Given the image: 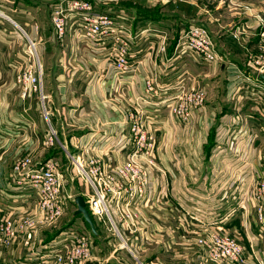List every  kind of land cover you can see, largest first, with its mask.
Returning <instances> with one entry per match:
<instances>
[{
	"label": "crops",
	"instance_id": "obj_1",
	"mask_svg": "<svg viewBox=\"0 0 264 264\" xmlns=\"http://www.w3.org/2000/svg\"><path fill=\"white\" fill-rule=\"evenodd\" d=\"M0 1V11L24 26L28 33L32 27L25 22L27 15L38 26L49 122L42 117L38 101L28 99L22 102L17 99L15 71L10 67V62H13L15 51L22 44L13 33L2 32L8 27L0 25L1 215L17 220L21 215L30 216L27 214L35 206V196L28 186L16 182L14 167L17 159L29 158L28 170H37L51 161L63 172L66 181L65 172L70 163L67 154H90L102 163H106L107 155H110L111 163L115 165L124 157L130 142L128 118L137 115L138 110L143 108L145 115L154 122L157 135L156 159L166 177L162 179L161 175H156V199L150 205L140 207L144 218H155L149 230L155 243L144 245L143 235L141 246H151L152 250H161L163 253H173L183 248L187 251L193 243L191 238L196 236L193 234L211 231L229 233L238 225L241 228L237 216L220 224L222 217L216 218L214 214L222 212L220 209L226 210V207L219 204L234 205L232 197L248 171L246 166L239 167V162L246 158L249 165L256 163L259 149L264 144L258 120L251 118L246 108L237 112L231 98L232 81L237 73L234 71L251 72L249 56L264 54L256 37L257 21L252 17L260 15L264 19V0H137L138 4L134 7L129 6L131 0H127L128 3L118 5L116 11L126 13L128 23L134 29L165 31L170 39L182 27H202L209 34H216V50L224 63L215 74L191 59L166 65V62L154 59L157 57L155 51L158 41L146 34L140 44L132 49L137 59L135 64H140L135 71L118 81L114 80L111 67L106 61L77 43L74 38L66 36L61 44L54 42L53 34L49 31V20L46 22V19H42L46 15L44 1ZM146 1L149 9L144 10ZM4 7L6 11H2ZM12 8L21 15H13ZM51 40L55 43V46L51 43L54 54L43 52L49 48ZM171 45L169 42L168 56L174 47ZM148 78L155 79L159 92L150 97L147 104L141 105L139 99L144 95L145 80ZM177 83L206 90L207 115L187 125L177 123L165 110V103L172 93L171 88ZM247 122H250L249 125ZM232 126H243L248 131L243 138L247 144V157L244 155L242 141L231 144L232 132H229ZM49 127L57 137L53 146L45 144ZM213 134L223 135L222 148L218 152L211 147ZM252 136H255L253 145ZM182 139L192 140V145L197 141V145L188 147L179 142ZM72 180L73 177L70 178V184ZM90 194L87 187L85 193L73 196H80L86 202ZM238 195L243 197L241 189ZM205 204L209 209H204ZM197 206L200 214L196 217H199L201 223L197 220L192 222L184 212L194 215ZM92 221L97 236L89 230L94 237H100L102 231L94 218ZM213 222L216 224L210 225ZM145 233L148 234V231ZM38 238L39 241L31 247L22 245L19 238L2 247L0 264H42L48 254L42 246L48 243L49 238L41 232ZM240 238V242L247 247V240L243 236ZM95 260L100 263L99 258L94 257Z\"/></svg>",
	"mask_w": 264,
	"mask_h": 264
},
{
	"label": "built area",
	"instance_id": "obj_2",
	"mask_svg": "<svg viewBox=\"0 0 264 264\" xmlns=\"http://www.w3.org/2000/svg\"><path fill=\"white\" fill-rule=\"evenodd\" d=\"M115 15L94 12L89 0H61L52 5L50 20L58 39H63L67 34L106 61L115 81L135 71L140 64H135L137 59L134 58L132 49L140 44L146 34L158 41L155 51L157 57L154 59L166 62V65L191 59L210 71H218L224 63L211 35L202 27L190 25L180 28L175 36L172 54L168 56L169 37L163 31H139L127 23L126 13L115 11ZM252 17L257 21L256 37L264 53V19L260 15ZM0 21V25L6 22L13 26L11 33L15 37L17 34L18 40L25 41L22 54L17 55V61L10 64L13 71L17 72L15 84L19 88L21 99L25 100L32 93H37L40 113L49 123L41 82L40 44L28 35L24 26L1 11ZM31 27L37 32V25L32 24ZM249 62L252 71H237L235 81H232L231 98L237 112L246 108L250 117L258 120L260 133L264 136V82L260 79L264 74V54L249 56ZM155 82L154 78L145 80L144 95L139 99L141 105L147 104L150 97L158 94L159 89ZM171 92L165 103V110L178 124H190L197 115L203 113L206 101L204 89L177 83L171 88ZM153 123L151 117L145 115L143 108L138 110L137 115L128 118L130 142L124 157L115 165L111 163L110 155H107L106 163L90 154L66 156L76 176L91 191L86 203L89 214L104 226H108V230L122 240V247H126L129 242L124 238H130L131 242L146 229L147 217L144 218L140 207L156 199V175H161L162 179L166 177L156 159L157 135ZM231 128V144L242 141L244 155L247 157V144L243 138L248 131L243 126ZM252 137L253 145L255 136ZM222 139L221 134L214 136L213 147L217 152L222 148ZM56 142V133L49 127L45 144L53 146ZM239 163V167L246 166L248 171L241 179L237 193L232 197L234 208L229 206L224 214L218 212L215 215L216 218L222 217L220 224L235 213L237 214L233 217L239 215L240 220L244 215L246 221L244 224L241 221L240 224L247 247L240 242L241 234L235 238L228 233L206 232L196 240L199 252L195 257L203 264H264V144L259 149L256 163L249 165L246 158ZM29 165V158L17 159L14 175L16 182L26 184L34 194L37 214L17 220L0 214V251L18 238L24 246L35 245L39 241L40 231L37 227L52 225L63 216L65 202H73L75 199L67 191V181L57 165L48 161L37 170H28ZM240 189L243 197L238 195ZM229 209L231 211L228 213ZM184 212L191 221L197 220L201 223L195 214L194 216ZM215 224L210 223L212 226ZM252 229L253 235L250 233ZM259 239L263 243L262 247L257 242ZM42 247L48 251L42 264H86L92 256L91 241L84 235L76 234L72 228L60 232L58 237L49 240Z\"/></svg>",
	"mask_w": 264,
	"mask_h": 264
},
{
	"label": "rangeland",
	"instance_id": "obj_3",
	"mask_svg": "<svg viewBox=\"0 0 264 264\" xmlns=\"http://www.w3.org/2000/svg\"><path fill=\"white\" fill-rule=\"evenodd\" d=\"M58 1H61V0H51V3L49 2V0H42V2L46 6V9H45V14L46 15L42 19L43 20L46 19V22L49 20V23H50V28H49L50 34L51 33L53 34L54 42L56 44H61V41L68 35L66 34L63 39H58L57 38L58 36L56 35V33L54 31V28L52 27L51 20H50L51 7H52V5L54 3L58 2ZM66 1H68V0H62V2H66ZM89 1L93 5V11L94 12H97V13H101V12H105L106 13L107 12V13L111 14L112 16H116L115 15V11H116V8H118V5L121 6L122 4H127L128 3L127 0H89ZM135 4H138L137 0H131V3H128V5L132 6V7L136 6ZM145 7L146 8L144 10L149 9V8H147V7H149L147 1H146V6ZM8 8H10V7H8ZM0 10H1V8H0ZM4 10L6 11L7 8L4 7V9H2V11H4ZM15 10H16L15 8H12L13 15H21L18 12H14ZM4 14H6V13H4ZM27 16L28 17H25V22L28 23L29 25H32L33 23H32L31 18H29V15H27ZM149 17H151V16H149ZM2 27L3 28L8 27L6 29V32H4V33H9V32H12V30H13V26L9 25L6 22H3ZM145 29L153 30L151 28H145ZM27 32H28V30H27ZM164 33L167 35V32L164 31ZM28 35L32 39H34L37 42H39V44H40L41 41L38 39V32L30 29ZM212 35H211V38H212V40H213V42H214V44L216 46V40H215L216 39V34H212ZM17 37L18 36L16 34V38ZM175 39H176L175 35H172L170 37L169 41H168V42L172 43V45H171L172 47L174 46L173 43L175 42ZM54 42H52V40L49 41V44H48L49 48H46L43 52L47 51L48 54H54L52 52V48H53L52 45L54 44V46H55ZM19 43L22 44V45H21V47H19L15 51L16 55L13 58L14 59L13 62H10V64H12V63L17 61V55H19L20 53L22 54V50L24 49L25 41L24 40H19ZM51 43H53V44H51ZM39 49H41V45H39ZM168 50H169V46H168ZM40 57H41V51H40ZM49 57H50V55H49ZM248 61H249V59H248ZM7 64H8V62H7ZM41 65L43 66V63ZM107 65H109V64L107 63ZM216 72H218V71H213L214 74ZM234 72H237V71H234ZM16 73L17 72H15V76H16ZM227 73L229 75V71H227ZM41 75H42V79H41L42 90H43V93H45V89H44V85H43L44 84L43 83V77H44L43 67H42ZM213 89H214V87L211 88V91H213ZM231 89H232V87H231ZM231 89H229V92H231ZM15 90H16V97H17V99L19 101L23 102V101H26L28 99H30L32 101H35V102L38 101L37 93H32L30 98L28 97L25 100H23V99H21V96H20V93H19V88L17 87V85H15ZM216 90H217V88H216ZM225 96H226V93H225ZM206 106L207 105H206V102H205L203 113L197 115V117L195 119H199L203 115H207L208 114ZM211 114H213V113H211ZM241 116H242V114H241ZM193 122H194V120H193ZM247 123L249 125L250 122H247ZM237 124H234V125H237ZM191 127H187V129H189L192 132L193 130H192ZM179 142L181 144H184V145L188 146V147H190V146L195 147L197 145V141L195 142V145H192V143H191L192 140L189 141V140H186V139H182ZM55 144L56 143H54V145ZM65 173H66V177L68 179V181L66 182V189L69 192V194L76 195V194H83V193L86 192L87 185L79 177L76 176L74 168H73V166L70 163H69V166L67 167V171ZM71 177H73V180H72V182L70 184V178ZM87 201L88 200L86 199L85 203H87ZM65 203L66 204H65L64 214H63V216L60 219H58L56 222H54L50 226H45V227L38 226L37 229L41 233L47 234V239L49 238V240H51L52 238L54 239L55 235L58 236L60 234V232L67 231L70 228H72L76 234L78 233V234L86 236L89 239V241H91V243H92V247H91L92 256H91V259L88 262H86V264H98L99 263L98 260L94 261V257H96V259L97 258L100 259V263L99 264H203L198 259V257H195V255L199 252L196 240H197V238H200L203 233L202 234H198V235L197 234H193V235H196V236H193L191 238L193 243L187 249V251L184 250V248L182 250H180V249L176 250L173 253H172V251H170V252L169 251H165L166 253H163L161 250H155L154 251V250H152L153 247H151V246L145 247L143 245L141 246V244H140V240H141V237L143 235L145 236L143 238V244L144 245L148 244V243H150V245H153L155 243V241L152 240V235H151V232L149 231L150 229H152V223L154 222L155 218L152 217V220H150L147 217V222L148 223L145 226L146 229H144V231L140 235H138L136 238L132 239L131 242H130V240H131L130 238H124L127 241L129 240V242H128V245L126 247L125 246L122 247V245H123L122 240L119 237L115 236L112 232H110L108 230V226H104L103 224H99V222L95 218L94 219H95L96 223L98 224V226L100 227V229L102 231L101 232L102 235L100 234V237L99 236L98 237H94L92 235V233L90 232L87 223L83 220L82 216L81 215L75 216V211H76L75 202L74 201L72 202V201L68 200ZM219 205L223 206V207H226V210H221L220 209L219 211H222L220 213L227 212V207L229 205H221V204H219ZM233 206L231 207V209L234 208ZM203 207H204V209L208 208L206 204ZM86 208H87V205H86ZM198 209H199V206L195 207V209H194V214L195 215H198L200 213L198 211ZM231 209H229L228 213L231 211ZM212 213H215V211H213ZM33 214H37V208L35 206L31 208L30 213L27 214V215H33ZM236 214L237 213L233 214V216L236 215ZM214 216H216V215L214 214ZM22 217H26V215H21L19 218H22ZM238 217H239V215H237V219H238ZM231 218H229L228 220H230ZM180 219L181 218L179 217V220ZM227 221H225V223ZM241 221H242V224H244V222L246 221L244 215L241 216L240 223H241ZM187 226H189V222H188ZM239 227H240V225L236 226L233 230H230V231L228 230L229 231L228 234L233 236V237H235V238L239 234L242 235L243 229L239 228ZM146 231H148V234L145 233ZM250 233L253 235V233H254L253 229L250 231ZM257 242L261 243V247H262V245H263L262 241L259 239V240H257ZM100 250H101V252H99ZM155 261H157L158 263L155 262Z\"/></svg>",
	"mask_w": 264,
	"mask_h": 264
},
{
	"label": "water",
	"instance_id": "obj_4",
	"mask_svg": "<svg viewBox=\"0 0 264 264\" xmlns=\"http://www.w3.org/2000/svg\"><path fill=\"white\" fill-rule=\"evenodd\" d=\"M260 79L264 82V74L260 76ZM74 202L76 205L75 216L81 215L83 220L89 225L91 232L97 236V233L95 231V227L92 221V217L86 208V203L83 200V198L80 196H76L74 199Z\"/></svg>",
	"mask_w": 264,
	"mask_h": 264
},
{
	"label": "trees",
	"instance_id": "obj_5",
	"mask_svg": "<svg viewBox=\"0 0 264 264\" xmlns=\"http://www.w3.org/2000/svg\"><path fill=\"white\" fill-rule=\"evenodd\" d=\"M211 145H212L211 147H213V145H214V134H213V144H212V141H211Z\"/></svg>",
	"mask_w": 264,
	"mask_h": 264
}]
</instances>
